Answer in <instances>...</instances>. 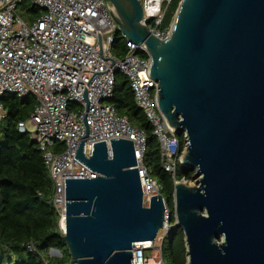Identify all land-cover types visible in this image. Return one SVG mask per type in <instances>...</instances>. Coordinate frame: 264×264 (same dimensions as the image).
<instances>
[{"label": "water", "instance_id": "obj_1", "mask_svg": "<svg viewBox=\"0 0 264 264\" xmlns=\"http://www.w3.org/2000/svg\"><path fill=\"white\" fill-rule=\"evenodd\" d=\"M107 1L117 33L150 59L160 113L183 135L180 164L197 182L173 190L186 264H264V0H180L163 40L142 26L140 0ZM86 136L74 157L97 176L64 179L68 264H133V244L163 226L162 196L145 205L132 141L109 139L110 157L93 143L86 157Z\"/></svg>", "mask_w": 264, "mask_h": 264}, {"label": "built area", "instance_id": "obj_2", "mask_svg": "<svg viewBox=\"0 0 264 264\" xmlns=\"http://www.w3.org/2000/svg\"><path fill=\"white\" fill-rule=\"evenodd\" d=\"M43 13L31 23L16 12L20 0H0V99L5 95L33 96L36 106L17 130L37 142L48 170L52 193L50 202L64 223V179L94 178L74 156L79 141L87 136L83 154L91 155L93 143L104 141L110 157L109 139L132 141L136 166L148 205L151 196L160 195V186L148 175L143 164L146 137L105 102L114 89V74L126 76L134 103L153 127L160 146L161 165L174 176L179 155L178 140L157 105V83L148 75L150 59L139 57L143 47L126 41L127 52L121 59L110 53L117 24L113 8L105 0H29ZM171 0H140L142 26L149 34L165 39L169 27L161 23ZM70 104L75 105L69 110ZM7 116L0 103V120ZM34 126L28 132L26 123ZM64 148L55 152L53 144ZM163 199V198H162ZM164 204L163 226L153 241L136 242L131 248L133 264H164L161 252L163 239L175 224ZM32 251L33 246L28 243Z\"/></svg>", "mask_w": 264, "mask_h": 264}, {"label": "trees", "instance_id": "obj_3", "mask_svg": "<svg viewBox=\"0 0 264 264\" xmlns=\"http://www.w3.org/2000/svg\"><path fill=\"white\" fill-rule=\"evenodd\" d=\"M179 2L171 0L161 23L162 29L169 27L173 21ZM16 9L27 23L43 13L33 7L29 0H20ZM126 52V39L116 33L110 48L111 55L121 59ZM137 55L147 57L142 51ZM105 102L145 134L143 164L148 175L159 184L160 195L170 213L169 220L173 223L174 183L194 181L193 169L177 161L174 176L164 171L153 127L144 112L135 105L128 80L120 72L114 74L113 93ZM0 103L7 113L6 118L0 120V259L7 253L18 261L17 264H68L70 256L58 226L59 216L50 202L52 182L42 152L35 140L17 130V124L26 121L36 106L35 98L30 95L22 98L5 95L1 97ZM75 107L70 104L68 109L74 110ZM176 137L181 155L185 147L183 135L176 134ZM63 148L62 143L55 142L51 149L60 152ZM28 243L34 250L27 248ZM51 249H57L60 256H51ZM161 252L164 263H187L184 235L180 228L171 231L168 243L161 246ZM7 261L10 263V257Z\"/></svg>", "mask_w": 264, "mask_h": 264}, {"label": "rangeland", "instance_id": "obj_4", "mask_svg": "<svg viewBox=\"0 0 264 264\" xmlns=\"http://www.w3.org/2000/svg\"><path fill=\"white\" fill-rule=\"evenodd\" d=\"M105 1L107 2V0H105ZM16 12H17L18 15H20L21 17H23L22 14H21V12L18 9H16ZM26 129H27L28 132H34V126L30 122H27L26 123ZM181 182L184 183L188 187H193V186H195L197 184L196 180L190 181L188 183L183 182V181H181ZM168 240H169V234H167V236H165V238L163 239L162 244L164 246H166V244L168 243ZM50 251L51 250H49V254H50ZM52 254L54 256H57L56 253H52ZM8 257H10V259H11L10 263L7 261V258ZM17 263H18V261L14 257L10 256L7 253H4V257L2 259H0V264H17ZM164 264H169V263L165 261Z\"/></svg>", "mask_w": 264, "mask_h": 264}, {"label": "bare ground", "instance_id": "obj_5", "mask_svg": "<svg viewBox=\"0 0 264 264\" xmlns=\"http://www.w3.org/2000/svg\"><path fill=\"white\" fill-rule=\"evenodd\" d=\"M184 154H185V150H184ZM184 154H183V155H184ZM182 158H183V157H182ZM62 227H63V226H62Z\"/></svg>", "mask_w": 264, "mask_h": 264}]
</instances>
